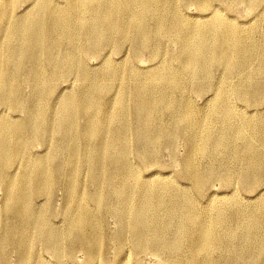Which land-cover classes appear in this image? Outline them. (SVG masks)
Listing matches in <instances>:
<instances>
[{
  "label": "bare ground",
  "instance_id": "1",
  "mask_svg": "<svg viewBox=\"0 0 264 264\" xmlns=\"http://www.w3.org/2000/svg\"><path fill=\"white\" fill-rule=\"evenodd\" d=\"M234 1L251 12L264 3ZM227 3L0 0V264L11 256L14 264L74 263L78 252L85 264H131L128 254L134 264L142 255L161 264H264V190L252 205L240 202L241 190L264 181V116L242 112L264 104V53L224 14ZM20 5L30 13L16 12ZM188 5L206 17L188 16ZM165 41L175 52L163 62ZM125 46L128 62L87 63ZM144 51L148 70L134 64ZM70 76L82 89L52 105L51 83ZM184 89L202 106L181 101ZM180 141L186 150L177 158ZM162 151L183 189L138 179L159 167ZM216 180L231 188L226 199L207 191ZM210 197L221 200L213 211L202 202ZM58 210L61 229L51 219ZM118 214L112 234L106 218Z\"/></svg>",
  "mask_w": 264,
  "mask_h": 264
},
{
  "label": "rangeland",
  "instance_id": "2",
  "mask_svg": "<svg viewBox=\"0 0 264 264\" xmlns=\"http://www.w3.org/2000/svg\"><path fill=\"white\" fill-rule=\"evenodd\" d=\"M226 1L228 3H230L231 10L227 11V10L223 9L224 10L223 11L224 14H226V16H228L229 18L235 20V22L237 24V30L238 31L243 30L244 33L246 32L245 34H246V36H248V38H249L248 40L255 41V42L258 43V45H259L258 52L259 53H264V40H263V38H264V34H263L264 33V16H263L264 15V3L262 5L261 4L258 5L251 12L248 9V4H243V5L240 4L238 6L237 4L234 3L235 2L234 0H230V1L229 0H226ZM30 10L31 9H28L26 11V7L23 6V5H20L19 8H18V10H16V12H18V13L21 12L20 14H26V15H28L30 13ZM257 11H258V14H257ZM184 12L188 16H196V17H199V18H204L207 15V13H205V12H198V11H196L195 10V7L192 6V5H188L184 9ZM249 24H251V25H249ZM252 24L255 25V27ZM242 25H244V27ZM257 28H258V30H257ZM255 30H256V32H255ZM251 31H252V33H251ZM238 34H240V32H238ZM255 36H256V38H254ZM261 43H263V44H261ZM163 47H164V50L162 51L161 56L163 55V58H164L163 59V62H166L169 59V55L170 54H173L175 52V48H174L173 45H171V43H169L167 41H165V43L163 44ZM127 53H128V51L126 49V46L121 51H117V52L112 51L111 48L110 49H105V50H102L100 52L101 55H100L99 58L91 57V58H89V60H87V63H88L89 66L98 67L99 64L101 63L102 58H107L109 60L111 59L112 61H115L116 63H121V62H124V61L128 62L130 59L128 60V56H126ZM140 57H142V59ZM140 57H138V61H136L134 64L140 70H148V68L153 65L151 62H149V59H148L149 52L148 51L142 52L140 54ZM67 80L68 81L67 82H64V83H61L58 80H55V81H53V83H51V86L52 87L54 86V90L52 91V93H50V94H48L46 96H48V98L50 100V103L52 105H53V102H54V104L56 103L57 98H58V95L60 93L65 94L70 89H74V90L82 89V86H80V84L77 83L76 79L73 78V76H70ZM72 86H73V88H72ZM127 86L130 87L131 89L133 88V85H132L131 82L128 83ZM28 92H29V90L26 89L25 90V93H28ZM185 92L187 94H185ZM181 95H182V97H180L181 98V101H183V100H189L190 99V100H193L192 101L193 103L195 102L194 105H196V106H202V104L204 102V98L198 97L196 95L191 94L187 89L186 90L184 89V93H182ZM263 101H264V95H263ZM29 103L31 105H33L34 101H30ZM263 107H264V104L261 105V106H259V107H257L255 110H253V112H248L249 110H252V109H249V108L246 109V108H244L245 110H242V112L243 113H247L248 115H252V118H254V119H258V118L264 116V108ZM259 109H260L261 112H258ZM1 110H2V108H0V112H1ZM211 127H212V130L214 132H217L218 129H219L218 124H215L213 122L211 124ZM137 140H138V138L135 137L134 135H132V136L130 135L129 136V142H130V144L134 145V143ZM132 141H133V143H132ZM200 145H201V143H200ZM237 146H239V145H237ZM40 150L41 149L38 148V146H35L34 149H32L33 153H35L37 151H40ZM185 150H186V146L183 144L182 141H180L178 143V145H177V148H176L177 158H181L184 155ZM196 158L198 160H202L203 159L201 157V155H197ZM159 159H160L159 160V167H157V166H148V167H146L145 171L142 170L141 166L138 165L139 164L138 163L137 164L138 167L142 170L141 173L137 175L138 179L139 180L141 179L140 181H142V182H145V181H154L156 183H158V182L160 183V182H163V181H168V182H170L172 184H174V182L177 181L178 185H180L179 188L180 189H183L184 188V182H182L181 180H179L176 177L177 176V173L180 171V169L178 167H176L173 163H171V161L169 159L168 152L167 151H162L160 153V158ZM211 161H212L211 159H210V161L209 160H206V161H204V163L207 164V163H210ZM234 163L233 164L231 163V164H232V166L234 165V168H235L236 167L235 166L236 164H234ZM19 167L20 166L18 164H15V165L12 166L11 171L17 170ZM79 177L78 178H79L80 182L83 184V187L82 188H84L85 186L88 187V182H87L86 174H82V175L80 174ZM263 190H264V181L258 187H256L253 190H249V191H242L241 190L240 191V194L243 197V199L240 198V202H242L241 204L244 205V206H250V205H252L254 202L253 201H250L251 198H254L255 196L259 195V193L260 192H263ZM207 191L209 193L212 192V193L220 194L221 196L219 198H221V200H223L222 199L223 197H224V199L227 198V196L229 195V192L231 191V188L223 187L221 185V183L216 180V181L212 182L207 187ZM217 198L218 197H210V198H207V199L203 200L202 202H204V204H206L207 202H209V205H208L209 206V209H211L213 211L214 210V207L215 206H218V203L219 202L218 203H216V202L220 200V199L218 200ZM1 199H2V192L0 191V202H1ZM61 199H62V193H61V191H59V192H57L56 199H55V208L56 209H60L61 208V206H62ZM213 203H214V205H213ZM92 206H93V210L94 211L98 210V209H96V206H94V205H92ZM0 209H1V207H0ZM53 216L54 217H51V219H52V223H53V225H54L55 228L61 229L62 227L65 226V220H66L65 218H66V215H64L62 213V210L61 211L58 210L57 212H55V214ZM118 217H120L119 214L116 215V216H110L109 215L106 218V227H107L108 230H110L112 232V234H115L116 233V229H117L116 228V221H117V218ZM114 247H115V244L114 243H111L110 248H109V253H110L109 256H110V258H112L113 255H114ZM35 251H37V250L33 249V252H35ZM42 255L47 260L53 261V259H51L50 254L42 252ZM139 259H140L141 264H161L160 260L158 258H156L155 256H152V255H142V256L139 257ZM129 260H130L131 264H134L133 263L132 256L128 254V256L126 257V261H129ZM68 262L69 261H67V264H85V259H84L83 254L81 252L80 253L78 252V253L75 254L74 263H72V262H69L68 263ZM8 264H14V257L13 256L10 257Z\"/></svg>",
  "mask_w": 264,
  "mask_h": 264
}]
</instances>
